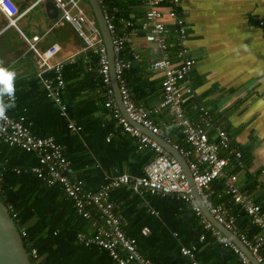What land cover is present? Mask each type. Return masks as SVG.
Wrapping results in <instances>:
<instances>
[{
    "label": "crops",
    "instance_id": "crops-1",
    "mask_svg": "<svg viewBox=\"0 0 264 264\" xmlns=\"http://www.w3.org/2000/svg\"><path fill=\"white\" fill-rule=\"evenodd\" d=\"M64 1L74 12V0ZM98 3L103 14L114 17L124 40L121 54L131 66L124 70L122 78L130 99L148 113L167 139L149 131L151 137L156 141L157 137L167 140L177 150L175 146L185 145V138L173 114L160 107L162 74L151 68V63L160 57V50L155 42L146 39V30L142 28L143 1ZM16 4L15 25H10L0 11V63L17 73L15 107L11 112L8 110L9 114L24 115L30 132L40 137L57 136L64 120L69 137L64 144L72 174L81 177L87 186L97 187L104 174L114 169L141 175L139 164L152 157L154 151L148 145L139 148V141L123 128L116 115L117 110L121 113L117 90L113 86L111 94L103 84L98 56L63 17V10L55 0H16ZM78 5L95 20L89 0H78ZM171 8L185 20L188 32L185 45L195 60L180 82L182 89H191L184 95L185 112L193 123L201 124L213 135L218 129L228 132L240 156L234 158L229 154L230 148L222 152V156H229L226 172L236 175L237 186L264 212V24L259 23L264 18V0H178L175 6L163 3L161 20L167 26L174 22L169 14ZM10 29L14 30L13 38H5ZM55 42L65 62V85L58 90L61 104L47 95L37 76V55L32 47L45 50ZM112 96L116 98V107L110 101ZM200 106L210 119H202ZM224 186V181L212 184L213 199L231 201L234 210L245 212L226 195ZM110 198L119 204L117 212L123 217L126 235L132 226L141 230L144 237L139 247L144 255L161 257L163 264H245L230 247L223 245L217 228L206 227L185 200L149 194L150 205L156 211L153 212L147 207L136 208V204L130 206L137 199L124 187L116 189ZM245 214L247 226H239L252 236L261 227ZM82 221L80 230L92 233L91 222ZM244 227L255 231L249 234ZM180 245L194 246L196 259L176 252ZM102 252L106 251H99ZM263 252L264 248V256Z\"/></svg>",
    "mask_w": 264,
    "mask_h": 264
},
{
    "label": "built area",
    "instance_id": "built-area-1",
    "mask_svg": "<svg viewBox=\"0 0 264 264\" xmlns=\"http://www.w3.org/2000/svg\"><path fill=\"white\" fill-rule=\"evenodd\" d=\"M63 10V17L69 21L75 31L90 46L100 61L99 73L103 84L112 94V75L107 46L102 40L100 30L95 21L89 18L85 11L77 6L78 0H74L76 8L71 12L66 7L64 0H55ZM103 2L104 0H98ZM145 7L142 28L146 30V39L155 42L160 50V57L151 63V68L161 71L162 94L160 107L173 114L176 124L181 128L185 138V145L175 146L178 152L185 158L193 178V186L198 192L200 200L208 208L214 218L226 229L235 234L246 248L252 253L260 264H264L262 249L264 248V212L260 205L248 199L245 193L235 183L236 175L226 172L229 165V156H222V152L230 148L229 154L234 158L240 153L234 148L232 140L225 130L218 129L216 134L209 133L201 124L192 122L187 116L183 101L184 95L190 93V88L182 89L180 82L188 75L194 58L186 47L188 37L185 20L179 16L175 8H171L169 14L174 20L171 26H167L162 20V4L168 3L175 6L178 0H142ZM0 11L7 17L9 24L15 25V15L18 13L16 0H0ZM107 29L112 38L114 51V73L118 81L119 92L129 117L148 128L149 131L167 139L166 133L161 131L148 113L138 107L129 96V90L125 84L122 73L129 69L131 62L127 60L121 51L124 40L118 33L114 17L103 14ZM264 24V18L259 21ZM37 60V76L41 79L47 95L61 104L59 89L65 85L63 70L64 60L60 57L58 43L51 44L45 50H38L35 46ZM111 103L116 106V98L111 97ZM202 119H210L205 109L200 106ZM116 115L123 128L132 137L139 141L138 147L148 145L154 151V155L140 164L141 175L132 176L125 171L114 169L103 176V181L93 188L87 186L84 180L72 174L71 160L69 159L65 144H62L55 135H33L25 124V116L14 117L6 111L0 118V141L19 146L34 155L35 162L26 166H13L16 173H31L40 178L48 186L59 185L61 190L72 200L77 215L91 222L93 232L78 230L76 240L87 247H93L96 251L104 250L116 264H154L151 259L144 256L136 246V240L126 235L123 229V217L117 212L119 204L110 198L116 189L124 187L130 190L137 198L136 208L147 207L149 211H155L150 205L149 194L169 195L177 200H185L191 204L192 210L200 216L206 227L211 222L204 217L202 209L195 199L193 188L184 173L180 162L167 151L160 143L148 134L135 128L118 110ZM10 179V178H9ZM216 181H224V192L234 202L241 205L250 217V220L261 227L252 236L240 229V226L231 211L230 205L225 201H215L212 194V184ZM5 164L0 162V198L9 209L11 215L14 212L13 204L8 201L6 192ZM14 212L12 217L15 218ZM18 221V219H14ZM30 259H39V252L34 239L24 229H18ZM223 245L230 247L245 264H254L246 253L226 235L216 230ZM223 233V232H222ZM177 240L179 237L174 233ZM183 255L192 260L196 259V250L192 246L180 245Z\"/></svg>",
    "mask_w": 264,
    "mask_h": 264
},
{
    "label": "trees",
    "instance_id": "trees-1",
    "mask_svg": "<svg viewBox=\"0 0 264 264\" xmlns=\"http://www.w3.org/2000/svg\"><path fill=\"white\" fill-rule=\"evenodd\" d=\"M61 126L56 137L64 144L69 138L64 120L61 121ZM30 153L0 141V162L5 164L6 181L10 180L6 182L5 188L8 201L13 204L17 216H14V219H18L15 223L18 229L24 228L30 233L39 252V259L31 258V262L33 264H116L108 253H99V251L93 253V247L84 246L76 240V232L83 228V218L76 214L72 201L59 185L48 186L34 174L16 173L13 170V166L23 167L31 164L33 155H29ZM136 202H131L130 206ZM228 204L238 224L247 226L245 212L241 209L234 210L231 201ZM139 231L141 230H134L132 226L128 229V235L136 238L140 251L141 237L144 236ZM254 231L248 230L249 234H253ZM176 252L181 253L179 249H176ZM144 256L151 259L154 264H163L161 257L157 258L149 254Z\"/></svg>",
    "mask_w": 264,
    "mask_h": 264
},
{
    "label": "water",
    "instance_id": "water-1",
    "mask_svg": "<svg viewBox=\"0 0 264 264\" xmlns=\"http://www.w3.org/2000/svg\"><path fill=\"white\" fill-rule=\"evenodd\" d=\"M93 11L97 25L102 32V36L104 42L107 46L109 62L111 66V75H112V86H114L115 90H117L116 96L118 97L119 102V110L122 115L136 128L147 132L150 134L149 130L142 126L140 123H137L133 119H131L128 113L125 110V105L122 101V97L119 92V85L117 79L115 77L113 65H114V51H113V44L112 38L110 33L107 29L106 22L102 13V9L98 0H89ZM157 141L161 143L169 152H171L177 160H179L184 173L186 174L188 180L190 181L193 194L195 196L196 201L202 207V212L205 217L211 222V224L222 231L226 236L231 238L250 258V260L254 264H260L256 261L252 253L246 248V246L241 242V240L228 229H226L221 223H219L214 216L209 212L208 208L204 205V203L200 200L198 196V192L196 188L193 186V178L189 167L185 161V159L177 152L174 146L168 142L167 140L160 139L157 137ZM0 264H33L30 260L28 251L23 244L22 238L20 236L18 227L9 211L6 207L4 202L0 198Z\"/></svg>",
    "mask_w": 264,
    "mask_h": 264
},
{
    "label": "clouds",
    "instance_id": "clouds-1",
    "mask_svg": "<svg viewBox=\"0 0 264 264\" xmlns=\"http://www.w3.org/2000/svg\"><path fill=\"white\" fill-rule=\"evenodd\" d=\"M16 16L17 15H15V18H16ZM89 18H91V17H89ZM91 19H93V18H91ZM95 23H96V21H95ZM11 25H13V24H11ZM16 79H17V73L13 69H11L9 67H5V66H3L2 63H0V118L4 117L7 110L15 107ZM146 129H148V128H146ZM138 130H140V129H138ZM140 131H142V130H140ZM143 133H145V132H143ZM145 134H147V133H145Z\"/></svg>",
    "mask_w": 264,
    "mask_h": 264
},
{
    "label": "rangeland",
    "instance_id": "rangeland-1",
    "mask_svg": "<svg viewBox=\"0 0 264 264\" xmlns=\"http://www.w3.org/2000/svg\"><path fill=\"white\" fill-rule=\"evenodd\" d=\"M18 24L20 25L21 23L18 22ZM14 35V30L10 29L9 31H7V33L4 35L5 38H13L12 35ZM135 197V196H134ZM136 198V197H135ZM137 199V198H136Z\"/></svg>",
    "mask_w": 264,
    "mask_h": 264
}]
</instances>
